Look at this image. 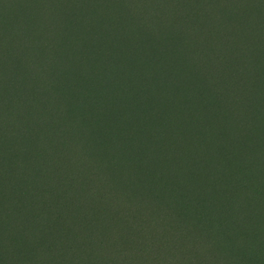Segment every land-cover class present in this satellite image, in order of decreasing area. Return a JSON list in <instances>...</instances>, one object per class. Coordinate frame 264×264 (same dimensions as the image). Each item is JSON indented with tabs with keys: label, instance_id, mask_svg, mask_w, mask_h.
Wrapping results in <instances>:
<instances>
[{
	"label": "trees",
	"instance_id": "obj_1",
	"mask_svg": "<svg viewBox=\"0 0 264 264\" xmlns=\"http://www.w3.org/2000/svg\"><path fill=\"white\" fill-rule=\"evenodd\" d=\"M122 2L129 9L128 17L134 27L130 34L123 32L115 42L125 43L121 51L134 59L138 52L147 51L153 45L151 49L157 47L153 52L157 62L168 57V64L177 65L180 50H184L193 55L205 83L215 91H222L224 78L216 70L215 63L232 59L240 65L261 61L264 15L254 17L250 13H241L243 11L231 14L227 5L235 3L232 0ZM234 18H238L236 23H232ZM48 28L45 34L49 33ZM11 31L9 34L0 21V201H4L3 207L0 206V241L5 245L8 263L168 264V254L172 250L188 249L182 240L183 230H178L171 238V229H167L169 215L158 202L150 200L149 204H154L155 208L148 215L147 212L139 214L132 208L136 202L130 205L125 201L128 191L122 189L126 186L114 174L120 173L124 166L115 158L118 154L131 155V152H117L115 147L111 151L114 155L106 157L111 150L112 134L100 124L96 126L101 121L100 113L85 115L82 105H89L86 101L92 98L98 107L120 111L117 106L123 100L128 102L124 110L130 112L123 115L125 122L135 119L136 124H142L145 137L167 133L174 121L168 119L164 126L151 123L152 113L144 115V109L140 107L144 101H138L146 88L133 81L134 77L124 82L117 78L116 82L117 69L106 64L103 67L101 63V59L114 58L113 52L109 54L104 48L97 50L91 39V43H86L83 38L76 47L79 57L86 54L96 72V76L89 78L92 83H88L84 77L78 78L77 70L72 73L74 63L71 60L51 61L47 58L50 53L41 60L44 53L33 52L27 47L25 28L20 23ZM70 54H75L74 50ZM16 62L22 63L20 68L16 67ZM246 73L250 74V70ZM29 74L33 76L30 78ZM73 76L78 83L70 87ZM150 80L152 85L147 90L152 96L167 95L163 71L156 69L150 74ZM112 89L115 91H110ZM245 92L244 87L238 92L235 86L229 92L230 99L242 103ZM225 96L222 94L223 99ZM110 98L117 101L110 109L100 103ZM68 101L72 103V109L67 105ZM159 106L162 105L154 107ZM66 118L72 122L65 134L68 141L36 149V138L43 130L62 127ZM28 141L34 144L33 148ZM109 207L116 209L114 214L106 212ZM126 214L127 221L124 219ZM151 217H155V223L163 224L153 238L144 234ZM14 232L21 234L23 244L39 245L38 252L31 254L22 248L16 249L19 240L12 237ZM157 244H160L162 254L148 259V253ZM199 248L192 247V250ZM26 254H31L30 258Z\"/></svg>",
	"mask_w": 264,
	"mask_h": 264
},
{
	"label": "rangeland",
	"instance_id": "obj_2",
	"mask_svg": "<svg viewBox=\"0 0 264 264\" xmlns=\"http://www.w3.org/2000/svg\"><path fill=\"white\" fill-rule=\"evenodd\" d=\"M232 1L235 3L227 5L231 14L243 11L254 17L264 15V0H254L253 4L252 0ZM128 12L122 0H0L3 28L11 34V28L20 23L25 28L27 47L44 53L41 60L47 53L51 54L47 57L51 61L71 60L72 73L77 70L78 78L82 76L85 82L92 83L89 78L96 76L93 64L86 54L79 57L76 48L83 38L86 43L92 40L97 50L113 52L114 58L101 59V63L103 67L106 64L117 69L116 82L117 78L124 82L134 77L133 81L146 88L138 101H144L143 107L140 104L144 115L152 113L151 123L164 126L166 120L174 121L167 133L145 137L142 124H136L135 119L125 122L123 115L130 112L124 110L128 102L123 100L117 106L120 111L111 108L117 102L112 98L100 101L111 110L96 106L92 98L86 101L89 105H82L85 115L100 113L101 121L96 126L100 124L112 134L111 150L106 157L114 155L111 151L115 147L117 152H131L115 158L124 166L114 174L126 186L122 189L128 191L125 201L130 205L136 202L132 208L148 215L155 208L150 200L156 201L169 215L167 229H171V238L183 230L182 240L188 249L171 248L168 264H264V53L257 63L240 65L236 59L215 63L224 77L222 91H215L205 83L193 55L184 50H180L177 65L168 64V57L157 62L153 53L157 47L151 49L153 45L138 52L135 59L125 55L121 51L125 43L117 44L115 39L123 32L128 35L133 31ZM237 20L234 18L232 23ZM48 26L49 33L45 34ZM102 40L107 43L101 44ZM21 65L16 62V67ZM156 69L166 75V97L152 96L147 90L152 85L150 74ZM248 69L250 74L246 73ZM73 78L70 87L78 83ZM235 86L238 92L243 87L247 90L242 103L230 99L229 92ZM222 94L226 95L224 99ZM158 104L162 105L157 107L159 112L154 107ZM67 105L72 109L71 102ZM70 120L66 118L60 128L46 127L36 138V149L67 142L65 134L71 128ZM28 142L33 148L34 144ZM3 204L0 201L1 208ZM115 210L106 208L109 214ZM154 218L148 223L153 226L147 225L144 231L151 238L163 226L161 222L155 223ZM124 219L127 221V214ZM12 237L19 240L16 249L36 254L40 248L37 244H23L20 233L14 232ZM5 249L0 241V264H9ZM31 254L26 256L30 258ZM160 254L162 249L157 244L147 258Z\"/></svg>",
	"mask_w": 264,
	"mask_h": 264
}]
</instances>
